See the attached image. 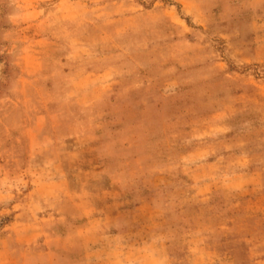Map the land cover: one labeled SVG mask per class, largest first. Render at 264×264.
Segmentation results:
<instances>
[{
  "label": "rangeland",
  "instance_id": "1",
  "mask_svg": "<svg viewBox=\"0 0 264 264\" xmlns=\"http://www.w3.org/2000/svg\"><path fill=\"white\" fill-rule=\"evenodd\" d=\"M3 235L4 264H264V0H0Z\"/></svg>",
  "mask_w": 264,
  "mask_h": 264
},
{
  "label": "crops",
  "instance_id": "2",
  "mask_svg": "<svg viewBox=\"0 0 264 264\" xmlns=\"http://www.w3.org/2000/svg\"><path fill=\"white\" fill-rule=\"evenodd\" d=\"M96 16H101V14ZM181 32L183 33L184 31L181 30L180 27H162L156 29L152 33V38L153 40L158 41V43L163 46L171 56L176 57L181 55L182 52L178 51V49H181V47L186 49V52L188 51L187 53L197 52V49L201 47L200 44H198V39L194 38L193 35H185L184 37H181ZM90 44L91 43H87L86 45L89 46ZM93 45L97 47L96 44ZM121 77L125 78L126 81L130 83V89H135L133 91H135L137 94H146L155 89L154 84L150 81V79H148V77H142L140 75L133 76V74L129 76L123 75ZM144 80L148 82L144 84ZM139 81H143V84H140ZM7 237L8 236L6 235L0 236V241H3L2 244L6 243L5 240H7ZM0 264L4 263L0 260Z\"/></svg>",
  "mask_w": 264,
  "mask_h": 264
}]
</instances>
